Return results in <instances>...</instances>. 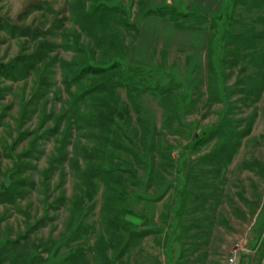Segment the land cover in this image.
Here are the masks:
<instances>
[{
  "label": "rangeland",
  "instance_id": "obj_1",
  "mask_svg": "<svg viewBox=\"0 0 264 264\" xmlns=\"http://www.w3.org/2000/svg\"><path fill=\"white\" fill-rule=\"evenodd\" d=\"M192 1L0 0V64L17 66L13 77L0 73V190L3 184L25 190L0 202V264L33 257L36 264H60L78 249L84 260L77 257V264H264V0L236 8L221 0L223 9L193 12L210 19L181 20L206 31L207 49L198 35H173L161 24L173 22L147 14L174 6L192 12ZM97 3L118 6L138 29L109 26L123 42L119 49L95 47L76 21ZM249 40L258 48H247ZM35 53L41 59L27 71L21 57ZM93 59H118L138 70L128 74L142 85L173 86L169 111L147 92L138 114L117 88L119 109L128 105L132 118L118 119L119 147L102 141L104 131L91 121L77 130L70 92L96 77L72 83L70 91L66 78ZM222 119L248 134L186 149ZM100 165L112 168L110 187L89 176ZM80 221L84 231L69 241ZM29 224L36 226L28 230ZM132 230L149 234L123 250ZM101 237H115L108 260H96Z\"/></svg>",
  "mask_w": 264,
  "mask_h": 264
},
{
  "label": "trees",
  "instance_id": "obj_2",
  "mask_svg": "<svg viewBox=\"0 0 264 264\" xmlns=\"http://www.w3.org/2000/svg\"><path fill=\"white\" fill-rule=\"evenodd\" d=\"M232 2L233 8H236L239 5L247 4V0H233ZM254 2H256V0H253V3ZM167 11H169V13H166L165 10L164 12L162 10H151L147 14L150 16L163 18L164 20L168 19L173 22L176 27L186 29H197V26L193 27L184 25L181 22V20L183 19H193L196 23L198 20V22L202 23V21L209 18L208 16L198 15V19H196V15L193 14V12H179L178 9L175 8V6L172 9L167 7ZM122 13L123 12L118 6L97 3L92 5L90 9H83L78 12L76 21L80 25V27L85 30L92 38L95 47L99 48L100 50L103 47H113L114 49H119L121 46H124L123 42L119 40L120 37H117V35L108 32V28L113 22H118L128 30L132 28L136 30V32L138 31L134 24H131L127 20H124ZM247 42L253 43H248L249 45L247 46V48H258L259 46V43H255L254 41L249 40ZM209 56L210 53H208V57ZM39 59L41 58H38L36 53L27 56L22 55L20 62L21 64L24 63L25 65H29L27 69L28 71L29 69L31 70L36 66V61H38ZM66 64L67 63L63 64L64 67H67ZM212 68L213 67L210 64V69ZM16 69L17 66L15 64L11 65L10 67L7 66V64H0V73L5 77H13L16 73ZM137 71L138 70L136 69L126 68V66H124L123 63L118 59H113L111 62L107 63L95 59H93L92 62L78 63L76 65L74 76L72 78H66V84L69 91L72 83H79L84 78L89 76L96 77V79L88 87H84L82 90L76 93L70 92L72 96V100L70 102V118L72 119V122L70 124L74 125L77 130H85V128H87L85 122L91 121L90 124L92 127L100 128L101 132L104 131V134L101 135L102 141H105L110 146L119 147L120 139L117 129L120 128L122 130L123 128L118 122V119L132 123V118L130 116L128 105H125L124 108H121L122 110L119 109V96L117 94V88L126 90L128 100L138 114H140L141 112V97L144 93L147 92H151L152 94L159 96L163 108L166 111H169L168 99L173 96V86H167L164 83L157 84L155 85V87L150 85H142L138 82H135V80L132 78V74H136ZM129 72H132V74H128ZM91 104L92 107L90 109L89 107L91 106ZM176 107H178V104ZM138 122L141 125L142 130L146 132V126L148 125L146 124V121L139 116ZM247 134L237 132L236 130H234L233 125L228 121V119L225 121L224 119H222L218 123V125L205 132L203 135L196 137L197 139L195 140V142H193L191 146H187L186 149H188L189 147L199 148L201 145L205 144L209 139L213 137H217L219 139H222L224 137L228 141H230L233 137L237 136V138H242L244 137L243 135ZM87 171L89 172L90 177L96 178L97 180L102 181L105 186L110 187L111 181L109 180L113 177V171L111 167L104 168L103 165H100L99 167L91 166ZM84 175L85 174H83L82 177ZM13 185L14 186H12L11 184V186L8 187L5 184L2 185V189L0 190L1 203H9L14 201L15 198H21L23 197V195H25L24 188H22L23 191H21L18 188L19 186H15V184ZM85 194L87 195L88 199L93 201L94 194L90 193L89 187L87 188ZM90 208L92 207L90 206L88 208V211L90 210ZM127 213L132 214L131 211ZM35 226L36 224H29L28 230H32ZM84 228L85 227L83 225V222L80 221L78 227L69 236L68 240H79L82 232L84 231ZM148 234L149 232L147 230L130 231L129 238L123 244V250L130 248L134 240L140 239ZM26 236L27 235L23 234L21 237ZM106 241L107 242L103 241L102 237L100 238L98 245L95 248L96 260L101 257L105 260H108V248L116 247L115 237H111ZM17 242L19 241L14 240L10 243ZM101 242L105 245V248L100 246ZM80 251L82 252L83 250L78 249L77 251H74L60 264H77V257H80L82 258V260H84V255H80L78 253ZM24 264H36V258H28L24 262Z\"/></svg>",
  "mask_w": 264,
  "mask_h": 264
},
{
  "label": "crops",
  "instance_id": "obj_3",
  "mask_svg": "<svg viewBox=\"0 0 264 264\" xmlns=\"http://www.w3.org/2000/svg\"><path fill=\"white\" fill-rule=\"evenodd\" d=\"M222 3H223V1H221V0H208V4L202 5V1L200 3L199 0H193L192 1V4H191L192 5L191 6L192 8L190 7L189 10L190 11L192 10V12L207 13V12H211V9L210 8H212L213 6L214 7L219 6V9H223V4ZM182 4H183V2H182ZM154 17H157V16H154ZM161 19H163V18H161ZM161 24L164 25V27L167 28L169 30V32L171 34H173V35L178 34L176 31H186L187 34L189 32V33H193V34L198 35V37H200V41H203V40L205 41L204 42V45L205 46L208 43L209 35L208 34H205L206 31L204 32L202 30H197V29L192 30V29L178 28L174 24H170L171 25L170 26L167 22H163ZM181 29H184V30H181ZM143 32H145V31H142V34H141V36H142V45H141L142 47L141 48L144 51V53H146V47L148 46L147 45V40H146L147 39V36ZM206 49H207V46H206ZM153 52H154V50H153Z\"/></svg>",
  "mask_w": 264,
  "mask_h": 264
}]
</instances>
